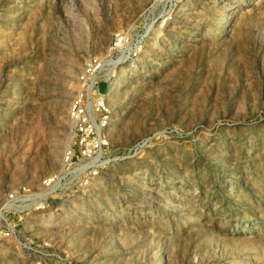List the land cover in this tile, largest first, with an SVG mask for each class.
Instances as JSON below:
<instances>
[{"label":"rangeland","instance_id":"374dc122","mask_svg":"<svg viewBox=\"0 0 264 264\" xmlns=\"http://www.w3.org/2000/svg\"><path fill=\"white\" fill-rule=\"evenodd\" d=\"M0 230V264H264V0H0Z\"/></svg>","mask_w":264,"mask_h":264},{"label":"built area","instance_id":"2783aa9c","mask_svg":"<svg viewBox=\"0 0 264 264\" xmlns=\"http://www.w3.org/2000/svg\"><path fill=\"white\" fill-rule=\"evenodd\" d=\"M89 87V86H88ZM93 87V86H90ZM73 115L79 120L78 127V142L77 145L81 151L82 157L91 158L95 154L97 147H93L89 139L94 136L95 130H106L111 122V111L107 107L106 102L103 100L90 102L89 99L80 98L77 100L73 107ZM98 123V124H97ZM73 158L71 153H67L65 157L66 163H70ZM94 162V161H92ZM57 177H53L46 183L47 186L51 185ZM22 198L19 195L11 194L7 201V205L11 207L23 206L26 203H33V198ZM0 236L8 237L9 232L0 230Z\"/></svg>","mask_w":264,"mask_h":264}]
</instances>
